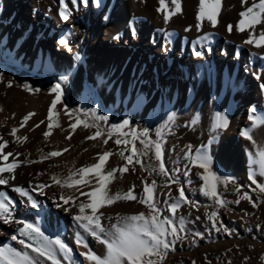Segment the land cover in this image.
Listing matches in <instances>:
<instances>
[{
	"label": "bare ground",
	"instance_id": "obj_1",
	"mask_svg": "<svg viewBox=\"0 0 264 264\" xmlns=\"http://www.w3.org/2000/svg\"><path fill=\"white\" fill-rule=\"evenodd\" d=\"M138 1L141 0H0V70L4 64L21 68L22 62L27 61L31 62L28 67L39 75L48 77L57 73L66 82L69 74L59 71L58 63L61 59H68L67 53H74L83 62L86 68L84 72L90 75V78H84L81 74L74 90L69 94L67 92L68 96L60 95L52 109L51 121L47 118L48 111L56 96H28L1 86L3 92L8 91L9 96L13 97L15 103L12 108H17L18 103L21 108L18 119L12 123H5L9 109L5 107L0 111V136L8 142L3 151L5 154L12 153L6 164L15 161L18 165L6 176L8 184L23 189L27 195L22 196L13 190L11 193L5 191L0 196L11 214L9 223L0 219V248L7 246L31 258L32 248L25 247L19 241L38 247L43 245V240L35 233L33 239L19 234L18 229L27 223L38 227L49 239L61 241L68 249L70 239L74 237L82 241L80 253L84 249L86 230L79 221L69 216L67 206L71 201L79 205L89 203L88 197L81 193L93 190L94 175L85 176V180L92 182V187L83 183L74 187L62 186L52 177L64 167L63 182L70 172L97 163L101 146L99 137L88 139L98 131L93 126L88 107L92 100L100 101L101 89L107 80L116 81L120 89L131 82L135 85L137 101L132 107L130 99L124 104L131 112L140 111L156 119L164 109V114L169 117L195 111L196 121L214 117L208 127L211 132L220 129H214L217 115L226 119L227 127L221 145L223 150L219 154L225 166H238L240 158L244 159L242 148L248 146L250 140L242 135L243 131L249 130L255 140V134L264 128V123L253 127V122L252 126H247L240 121L247 99L244 93L249 87L255 89V97L243 117L247 119L252 116L264 121V79L258 80V74H255L256 69L264 68V58L250 49L248 43H243V39H248L247 34L256 31L264 22L246 28L243 36L235 40L219 32L204 31L200 35L194 31L185 33L181 27L165 31L156 21L153 3L145 4L141 9L135 3ZM259 2L249 0L237 12H245ZM229 3V0H221L216 24L220 23L225 6ZM61 11H65L66 20L62 19ZM254 11L258 9L254 8ZM184 13L185 5L181 2V11L174 16ZM261 19L264 20V17ZM61 40L66 43L61 44ZM74 73L73 70L71 74ZM76 95L78 112L70 104V99L73 100ZM118 96L121 102V92ZM28 113L35 115L21 127V121ZM78 120L80 124L73 130ZM48 123H52L53 128L46 139L44 133L48 130ZM85 123L89 127L85 128ZM37 124L40 126L36 127ZM14 128L17 129L15 136L10 134ZM238 130L243 137L236 135L235 131ZM69 136L71 139H67ZM22 137H27V140L18 139ZM211 141L212 144L203 152L213 158L211 147L217 141ZM44 142L53 143L54 146L50 144L51 147H44ZM36 148L44 152H60L61 155L44 158L45 162L38 161L40 158L34 154ZM66 148L68 151H64ZM84 148L88 154L83 152L73 162L75 152ZM131 154L132 149L125 151L126 157ZM135 159L133 163L127 161L130 169L141 167L134 162ZM112 160V157L107 159L105 171H109ZM51 163L53 165L50 167ZM72 165H75L73 169ZM81 175L78 173L73 180H79ZM11 176H15V179H11ZM67 198L71 199L65 203ZM33 202L35 207L32 206ZM77 209L79 207L74 208L75 211Z\"/></svg>",
	"mask_w": 264,
	"mask_h": 264
},
{
	"label": "rangeland",
	"instance_id": "obj_2",
	"mask_svg": "<svg viewBox=\"0 0 264 264\" xmlns=\"http://www.w3.org/2000/svg\"><path fill=\"white\" fill-rule=\"evenodd\" d=\"M229 1L230 3L225 6V13L220 23L215 26L207 19L197 20L200 0H181L185 5L186 13L172 16L167 22L164 19L165 13L157 11L160 7L158 0H141L135 3L141 9L143 5L153 3L156 21L165 31L167 29L172 30V27L173 29L181 27L185 33L194 31L193 33L203 34L210 31L226 34L232 40L240 39L243 33L238 30V25L242 17L240 15L241 11L237 12V10L245 3L243 0ZM166 3H168L169 11L174 10V5L171 4L170 0H166ZM198 24L199 27H197ZM229 25L232 26L231 31L228 30ZM257 29L260 30L258 31ZM254 32H252L253 34H247L246 37L248 39H243V43L252 38L254 42L248 43L250 49L261 58H264V46H256V41L260 39V34L264 33V23L258 26ZM67 54L68 59H61L58 63V70L69 74L70 78L68 77L66 82L57 73L48 77L39 75L28 67L31 62H22L23 67L21 68L4 64L0 70V108L5 109L6 107L9 109V111L7 110L5 123L14 122L18 119V114L21 113L19 103L17 108H12L15 102L6 90H17L21 94L28 96L50 97L56 96L52 89L59 84L61 95L68 96L67 92L69 94L74 88L76 82L80 80L81 74L84 78H90V75L84 72L86 68L83 62L76 57V54ZM69 59L71 61L68 62ZM70 62H72V65ZM258 69H256L255 74H258L256 75L258 80H262L264 79V68ZM73 70L75 73L71 74ZM107 81L102 86L100 101L94 99L88 107L94 128L102 133L98 140L101 146L99 153H112L110 157L113 160L109 170L121 169L127 166V160L122 158L121 153L126 157L125 151L132 149L134 145L141 161L138 164L143 166L138 168L139 170L130 169L127 166L128 171L123 174L117 172L115 179L107 187L109 195L123 194L134 188L133 194L137 197V200H117L111 205L102 206L98 209L97 215L100 216L101 225L105 229L103 233H100L101 239H110L112 233L115 232L113 226L122 227L124 225L123 217L139 213H145L146 216L149 214V209L146 205L139 201L145 197V184L153 186V182H155L154 203L161 213L160 219L170 218L180 237V239L174 240L171 234L167 236V240L172 244V247L166 252L164 249H160L161 252H165V255L159 264H264V193H261L256 184H253L252 180L249 179L251 174L258 184L264 185V174H261V161L257 155L258 152L264 151V128L255 134V140L253 138L248 146H245L244 149L242 148L245 157L244 159L240 158V162L237 163L238 166H225L223 161L220 160L219 154L223 150L221 145L226 129L222 127L215 132L209 131V123L214 118L213 116V118L204 117L205 119L202 118L201 122L200 120L196 121L195 111L175 116L171 120L169 116L164 114L165 109L156 119L150 118L140 111L131 112L124 104L126 100L130 99V106L132 107L137 101L138 92L135 85L131 82L120 89L116 81ZM251 82L252 84L254 83L253 80ZM2 85L7 88L6 92L1 90L3 89V87L1 88ZM220 86L221 88L223 87L222 81ZM36 89H39V91H35ZM120 92L122 96L121 102L118 96ZM78 95L73 100L70 99L71 106L77 112L79 111ZM244 96L247 99L240 121H244V125L252 126V120L249 118L244 119L243 116L248 112V106L254 100L255 89L251 90L249 87L245 91ZM101 116L107 117V120L99 119ZM125 120L128 121L126 126L114 127L123 125ZM145 129L148 130L147 137L140 135ZM158 132L159 135H157ZM237 132L239 133L237 134ZM237 132L235 131L236 135L243 137L241 131L238 130ZM133 134H135V138ZM195 136L196 138L194 139ZM211 139H214L217 143L214 142L213 148L211 147L214 157H209V166L210 171L219 177V182H216V191L219 199L224 202L223 206L217 203L214 197L204 194L202 190L204 181L200 178L204 170L194 166L188 158L189 145H191L192 149L191 156L195 158L196 150L200 149L202 152L207 150L209 145L212 144ZM105 140H107V143H104ZM116 140L127 141V144L121 143L118 145ZM146 143L149 144L147 148L145 147ZM156 143H160L162 148L160 160L155 155ZM50 144L52 145L53 143L44 142L43 145L44 147L46 145L51 147ZM49 152L48 150L44 152L41 148H36L34 154L36 153L35 155L40 158L38 161L45 162L44 158ZM83 152L86 155L88 154L87 149H78L74 154L73 159L75 160L73 162H76ZM88 160L91 161L90 158ZM1 163L6 164V161H1ZM161 163H163L165 169L162 174L171 180V183L166 186L158 184L149 174V172L158 174L157 169L151 170L148 167L151 165L160 167ZM52 165L53 163L50 164V167ZM74 166L72 165L71 169ZM64 171L65 168L63 167L54 174L61 182L64 177L62 175ZM6 174H2L5 179H7ZM156 178L158 179L159 175ZM11 187L14 189L10 184L0 185V193L5 191L11 193L13 191ZM180 188L184 189L185 196L189 202L186 203L179 199ZM75 202L71 201L67 206L68 214L73 219L79 214V209L74 210L75 207H79V204ZM174 203L180 205L175 215L169 210L170 205ZM90 213L91 210L88 209L86 214ZM213 213L216 215L213 216ZM181 218L183 219V224H181ZM181 227L183 231H180ZM86 233L87 241L85 245L87 247L82 248L81 253V244L74 237L70 239V248L66 247L68 249L67 252L62 251L55 243L47 245L58 264H93L85 255H82V253L89 251L101 258L107 255L106 244L101 243L90 232L86 231ZM46 243V241H43V245ZM31 258L34 261H38L39 264H52L51 260L40 257L33 251ZM151 259L159 261L156 256L151 257Z\"/></svg>",
	"mask_w": 264,
	"mask_h": 264
},
{
	"label": "snow or ice",
	"instance_id": "obj_3",
	"mask_svg": "<svg viewBox=\"0 0 264 264\" xmlns=\"http://www.w3.org/2000/svg\"><path fill=\"white\" fill-rule=\"evenodd\" d=\"M160 7L157 11L164 12V19L167 22L171 19L172 16L176 15L181 11V0H170L171 4L174 5V10H168V3L166 0H158ZM244 3H247L248 0H243ZM221 8V0H200L199 5V13L197 15V20L202 21L204 19L209 20L213 26L217 23V16L219 15V11ZM258 9V11H254ZM62 19H67V15L65 11H61L60 13ZM242 19L239 22L238 30L243 32L246 28H252L254 25L264 22L261 17H264V0H260L259 4L254 5V7H249L247 11L240 13ZM199 27V24L197 25ZM228 30H232V26H228ZM254 40L250 38L246 41V43H253ZM61 44H65L64 40L60 41ZM257 47L264 46V33L260 34V39L256 41ZM200 53H197L199 55ZM11 87V85H9ZM264 87V86H262ZM35 91H39L36 89ZM52 91L56 93V98L52 101L51 107L48 111V120H52L53 112L52 109L55 108L57 102L60 99L61 91L60 85L57 84ZM2 111V109H0ZM35 113H28L23 117L20 126L24 127L27 121L33 117ZM101 120H107V117L101 116L99 117ZM169 119H174L173 117H169ZM253 122V127H256L260 123H264V121H260L254 119L252 116L249 117ZM195 122V121H194ZM41 123H44L41 121ZM80 124L78 120L76 125H73V130L76 126ZM128 124V121L125 120L123 125L114 126V127H123ZM40 125L37 124L36 127ZM59 125H57L58 127ZM85 128L89 127L88 124L83 125ZM226 128L227 120L223 117H217V123L214 126L215 128ZM53 125L52 123L47 124V131L44 133L45 138L51 134ZM17 129H12L11 135L15 136ZM102 133L97 131L93 136L88 137V139L95 140L100 137ZM134 138H135V134ZM140 135L147 137L148 130L145 129ZM159 135V132L157 133ZM242 135L248 139L252 140L253 137L250 135L249 130H245L242 132ZM110 138V137H109ZM22 140H27V137L18 138ZM67 139H71V137H67ZM0 161H7L10 156H12L11 152L4 153V148L7 146V141L3 140V137L0 136ZM107 143V140L104 141ZM116 143L119 145L121 143L127 144V141L116 140ZM150 143V142H149ZM211 143V141H209ZM149 146L148 143L145 144L147 148ZM189 149V159L192 161L194 166H198L204 170L203 174H201V179L204 181V188L202 189L206 196L214 197L217 203L223 206V201L219 199V196L216 191V182H219V177H217L214 173L210 171V162L209 157L206 155V152H202L200 149L196 150L195 158L191 156V145L188 146ZM64 151H68V149H64ZM61 155L60 152H50L47 154L45 158L55 157ZM112 155V153L104 152L99 155L98 161L95 164L90 166H85L77 170V172H70L69 177L66 181H59L55 176L52 177L53 181L57 184H62V186L74 187L78 184H85V186L92 187V182L90 180H85V176L92 174L95 178V187L90 192H82V195L88 197L90 201L87 204L81 203L79 205V214L74 217L75 220L81 222V227L86 231L90 232L96 239L100 240L101 243L106 244L107 246V255L103 258L89 251L86 253H82L85 257L93 262V264H159L160 261L164 259L165 252L172 247V244L167 240V236L169 234L172 235L173 239H180L178 236L177 228L173 226V223L170 218L160 219L161 213L156 207L154 203V183L153 186H149L147 183L144 186L145 197L141 199L139 202L146 205L149 209V214L146 216L145 213H139L137 215H131L127 217H123L124 225L113 227L115 228V232L112 233L110 239H101L100 233H103L105 229L102 227L100 222V216L97 215V211L102 206L111 205L117 200H137V197L133 194L134 188L129 189L126 193H116L115 195H109L107 186L115 179L116 173L120 172L123 174L128 171V167L125 166L121 169H113L109 171H105V164L107 159ZM155 155L158 160L162 157V148L160 143L155 144ZM260 157L261 161V174H264V151H260L257 153ZM122 158L127 160L129 163H133L134 157L135 163H141L138 158V153L133 145L132 154L124 157L123 153H121ZM15 161L11 164H0V185H7L9 181L3 177V173H12L17 167ZM143 166V165H141ZM160 170L165 171L163 163L160 164ZM82 174L79 180H73V177L77 174ZM11 179H15V176H11ZM249 179L252 180L253 184L259 188L261 193H264V185L258 184L253 176L250 174ZM14 191L19 192L22 196L27 195V193L21 188H14ZM0 196H3V193H0ZM248 198V197H245ZM62 199H64L62 197ZM71 198L65 199V203H68ZM179 199L184 202H189L185 196V192L183 188L179 189ZM238 202V201H237ZM35 207V202L32 204ZM255 206V205H253ZM180 207L178 203H174L170 205V212L175 215L177 209ZM86 209H90L91 213L86 214ZM10 212L6 207V204L3 200H0V219H3L5 223H9L10 220ZM216 214L213 213V216ZM17 223H23V221H17ZM181 224H183V219L181 218ZM19 234L21 236H28L29 239H33V233L36 236L42 238L43 241L47 243L38 247H32L31 245H27L23 240H20L19 243L24 245L25 247H31L32 251L35 252L38 256L44 257L48 260L52 261V264H58L55 257L52 255L51 251L47 247L48 244L55 243L59 246V248L67 252L68 249L66 246L61 243V241H50L48 237H45L44 234L40 231L38 227H34L32 224L24 223V226L18 229ZM180 231H183L181 227ZM13 240L16 239L15 236L12 237ZM78 243H82V241H78ZM85 247H87L85 245ZM160 249H164L165 252H161ZM156 256L159 258V261H154L151 257ZM0 264H39L38 261H34L28 255H21V253L15 251L10 247H2L0 248Z\"/></svg>",
	"mask_w": 264,
	"mask_h": 264
},
{
	"label": "trees",
	"instance_id": "obj_4",
	"mask_svg": "<svg viewBox=\"0 0 264 264\" xmlns=\"http://www.w3.org/2000/svg\"><path fill=\"white\" fill-rule=\"evenodd\" d=\"M150 168H151V170H153L154 168L158 170V174H156V173L152 174V173L149 172V174L153 177V179L158 184L166 186V185H169L171 183L170 178L162 174V171L160 170V167L158 165H151V166L148 167V169H150ZM155 175L156 176L159 175V178L157 179Z\"/></svg>",
	"mask_w": 264,
	"mask_h": 264
}]
</instances>
